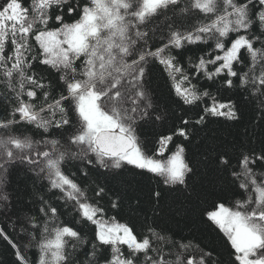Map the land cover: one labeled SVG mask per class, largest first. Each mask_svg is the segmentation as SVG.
Returning <instances> with one entry per match:
<instances>
[{"label":"snow or ice","instance_id":"obj_1","mask_svg":"<svg viewBox=\"0 0 264 264\" xmlns=\"http://www.w3.org/2000/svg\"><path fill=\"white\" fill-rule=\"evenodd\" d=\"M193 14H199L200 22L185 27ZM157 34L164 37L160 44L154 42ZM209 40L214 41L216 54L190 61L194 73L213 82L222 77L221 83L229 89L242 88L258 102L264 116V0H88L83 5L78 0H5L0 4V83L11 94H5L10 110L0 116V217L18 223L25 237L35 241L37 264H101V260L103 264H170L167 256L172 253L166 254L156 243L166 239L161 232L149 228L148 235L138 236L128 224L103 219L99 201L89 197L64 166L79 161L82 176L90 177L94 170L110 173L131 165L162 178L166 185L187 189L194 169L185 159V146L175 143L170 158L161 162L142 147L137 128L142 121L164 119L152 99L156 64L163 67L185 105L199 107L207 97L211 103L203 109L206 116L240 119L234 103L219 102L199 88L179 60L176 50ZM34 65L58 73L63 85L58 96L52 95V82ZM71 112L79 119L74 121ZM205 115L194 123L205 124ZM18 125L43 133L56 129L54 135L60 139L36 141L20 132ZM190 125L191 119L181 117L171 135H161L158 154L168 150L174 136L188 140ZM215 164L229 173L246 198L237 202L236 210L217 205L207 218L230 241L238 264H264V148L240 153L235 164L227 152L218 153ZM21 165L46 179L49 190L58 192L65 205L71 204L78 223L96 226L92 241L81 228L60 220L61 206L51 203V197L39 196L35 215L17 207L8 177ZM93 192L99 199L108 196L100 183ZM152 195L159 199L161 192ZM110 203L112 208L120 206L119 199ZM0 238L14 249L16 264H30L3 227ZM173 247L178 249L173 264H215L208 259L211 252L183 255L191 244ZM106 249L108 256L103 255Z\"/></svg>","mask_w":264,"mask_h":264},{"label":"trees","instance_id":"obj_2","mask_svg":"<svg viewBox=\"0 0 264 264\" xmlns=\"http://www.w3.org/2000/svg\"><path fill=\"white\" fill-rule=\"evenodd\" d=\"M5 0H0L3 4ZM80 4L88 3V0H78ZM185 21V27L199 23L197 16ZM76 17H66V20H74ZM164 18H158V23H164ZM204 22H208L205 20ZM52 27V25H50ZM167 33H164L166 37ZM164 37L157 34L154 42L160 44ZM34 48L38 51V47ZM214 41L209 40L206 44L188 45L180 52L179 60L193 82H196L202 90L208 91L217 101L222 103H234L237 106L239 120H229L224 116H206L203 109L211 103L205 97L199 107L185 105L171 87V81L163 67L156 64L152 68L151 87L152 99L159 113L164 114V119L155 123L141 122L137 128L140 143L149 155L166 162L175 151L174 145L179 142L185 146V159L189 166L194 169V174H189L188 188L183 186H169L163 183L162 178L151 173L142 172L131 165L121 170L105 173L103 169L94 170L90 177H83L79 161L66 164L65 171L80 183L86 190L87 195L93 200H98L104 209L103 219L113 224H128L138 236L148 235V229L153 228L166 237L164 241H156L164 252L170 264L176 261L175 252L178 249L173 244H191L192 247L183 255H198L200 250L211 252L208 259L215 264H238L233 255L230 241L220 229L207 218V213L215 210L217 205L223 204L236 210L237 202L246 198L232 182L229 173L217 168L215 158L218 153L227 152L235 164L240 153L247 154L250 150L257 153L264 148V116L257 101L249 97L247 93L238 87L227 88L221 83L222 77H217L216 82L207 80L202 74L194 73L190 61L197 62L199 57L208 58V53L215 55L213 51ZM79 64V61H77ZM37 72H43L47 81L53 84L52 95L58 96L63 85L58 81V73L46 70V66H36ZM212 67V66H210ZM7 89L0 83V116L6 115L10 110L7 103ZM7 95H11L7 93ZM67 103V102H66ZM227 111V109H224ZM46 115V114H45ZM75 121L79 117L76 113H70ZM205 115L206 123L195 124L199 116ZM191 119L193 125L187 126L190 133L188 140L174 136L173 143L168 145V150L161 156L158 154L160 145L158 138L163 134L171 135L174 127L180 126V118ZM24 135L33 140L60 139L59 130L52 129L48 133L36 129L30 125H18ZM20 132L16 133L17 135ZM27 165H21L11 172L8 177L9 188L13 194L17 207L24 209L28 215H35L39 207V196L51 197L50 202L61 206L60 220L75 228H81L89 241L94 239L95 225L85 226L78 223L79 217L72 210L71 204L65 205L60 194L55 190H49L48 181L41 180L28 170ZM259 171V169H257ZM100 183L106 187L108 196L104 199L95 197L93 189ZM161 192V197L156 199L152 194ZM116 195L113 196L112 194ZM119 199L120 206L112 208L110 201ZM27 205V208H25ZM31 211L28 212L27 209ZM15 221V217H13ZM0 227L5 228L10 237L17 242L30 264H37L39 249L34 240H29L21 232L18 223L8 221L0 217ZM199 246V247H197ZM14 249L0 238V264H16ZM103 255H110L109 250H104ZM103 264V260H101Z\"/></svg>","mask_w":264,"mask_h":264},{"label":"rangeland","instance_id":"obj_3","mask_svg":"<svg viewBox=\"0 0 264 264\" xmlns=\"http://www.w3.org/2000/svg\"><path fill=\"white\" fill-rule=\"evenodd\" d=\"M225 111V110H224ZM225 206V205H224ZM225 207H227V206H225ZM227 208H229V207H227ZM230 209V208H229ZM215 210H217V209H215ZM214 211V210H213Z\"/></svg>","mask_w":264,"mask_h":264}]
</instances>
